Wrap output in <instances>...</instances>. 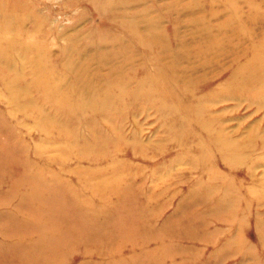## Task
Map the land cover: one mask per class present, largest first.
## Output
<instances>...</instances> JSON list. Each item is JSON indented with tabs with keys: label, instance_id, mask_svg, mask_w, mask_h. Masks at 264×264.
Here are the masks:
<instances>
[{
	"label": "rangeland",
	"instance_id": "obj_1",
	"mask_svg": "<svg viewBox=\"0 0 264 264\" xmlns=\"http://www.w3.org/2000/svg\"><path fill=\"white\" fill-rule=\"evenodd\" d=\"M19 1L20 0H12V2H9V0H0V7L3 6V2H8V4H10V10H13L12 5L18 8ZM227 1L229 0H201L198 2V7L201 8L202 5V8L206 9V11L200 13L201 11L195 9L194 14H185L178 8L183 5L179 3L181 0H29L30 4L33 6L31 8H23V5L21 3L19 4L21 11L25 9V13L29 17L28 19L24 18L25 20H22V14H20V16L16 14V16L8 17L3 14L2 11L0 12V45L6 47V50H3L4 54L0 52V156L3 158V156H5L4 152L10 153V160H7L5 163L3 160H0V221L3 222V224L0 222V264H43L41 262V258L43 257L41 253L37 255L33 263H28V258H25L23 253L20 252V247H16L15 242L19 237L18 229L22 221L32 222V220H34L41 222L49 218L47 214L42 212L44 209L48 208L42 205V203H46L45 205L49 203L54 207L62 202L60 198L55 199L52 194L48 193L49 189L47 188L36 189L32 193L30 187L28 189L27 185L21 188L12 187L13 179L17 173L14 169H11V165L16 168H23L28 164L33 166L34 169L39 167L38 169L41 170L39 171L41 173L40 179L42 180L45 178L47 180L45 184L48 186H52L56 184V182H65L63 179L69 181L65 182L66 185L64 187L66 190L59 189L58 195L61 194L72 198V192H70V186L68 185L70 182L72 185L82 188L83 195L86 196L88 193L92 192V183L94 182L93 180L90 181V179L97 180L99 178L98 181H102L104 184H106L105 181H109L108 183L110 184L119 182L117 179L118 175H116L117 173H107L104 169L107 168L109 164L115 165L116 162H119V164L125 163L126 167H123V173L121 172V174L135 179L138 187L142 189L141 192H147L146 195L153 194L156 198L152 201V206H158L156 212L160 217L156 220H159V218L164 219V217L171 213L179 214V217L183 218V213L186 211H193L194 218L191 219L193 221L205 208L200 204L195 205L192 209L186 206L181 207V209L179 208V210L176 208L178 200L180 196H182L181 194L185 193L187 188L190 187V182L186 183L185 181L189 179L192 180L198 173L197 171H191V165L183 161H177L171 166L172 169L169 171L163 167V165L171 161H168L170 158L185 154L181 148L184 137L182 138L183 134L180 131H172L173 133H170L171 131L167 129V124L162 122L163 118L158 113L155 103L145 104V102L149 101L148 98H144L145 94L141 95L143 97H140L145 102H141L142 100H140V98H133L132 95L126 91L128 96L121 101L122 104L117 105V107L114 106L112 109L103 106V100L101 99V93H103V91L100 85L105 81L107 73L110 72V64L104 66V60L106 58L102 51H105L106 54L107 51L111 52V55L114 56L110 60L111 65L114 64L113 68L117 67L116 72L111 77L112 79L114 78V82L119 83L130 77L132 78L130 81V89L132 90H136V82L141 81L146 75V72H148V74H155L158 68L168 67L162 61L160 62L159 59L157 60V57L169 60L172 59L169 58L170 55V57H176V60L179 59L176 62L178 67L177 71H180V67L182 68L186 65L201 66L202 62L210 63L206 65H204V63V68H201L195 77L205 74L209 78L215 79H211L210 82L201 79V85L194 87L195 89L193 88V90L199 93L201 92V95L207 97L205 104H207L208 111H210L209 113L212 117L219 115L218 120L216 119V127L220 129V131L222 130L221 132L225 135L224 137H232V140L230 139L229 141H231L232 144L236 142L234 144L235 146L242 147V145L248 144L247 147L245 146L243 149H248V151L252 149L250 161H248L251 164V171L246 173L245 168L240 167V169L236 171V175L241 176L242 180L246 179V181L250 176V180L253 183L264 185V143L259 141V146L258 141H256L259 134L264 138V99L259 96H253L251 93L247 92L244 94L235 93L233 90H229V85H227V81L230 77L232 80L231 85H233L234 79L232 78L235 77V75L233 76L234 71L241 66L248 54L254 50L253 47L255 45H260L264 48V0H234L236 4L235 8L238 12H236L237 15L234 14L232 18L233 21L229 28L224 26V23L229 24V22L226 21L228 20V15H226V12L223 10ZM232 3L233 2L229 3L230 6H232ZM213 4L214 6L211 7ZM209 9H214V11ZM232 9L235 11L233 7ZM98 11L100 13H98ZM191 16L194 18L201 17L202 20L209 21L216 27L220 26L222 31L220 34L214 33L211 36L203 35V37H209L211 40H221V45L217 43L219 45L217 47L216 43H213L214 45L205 42L197 43L202 39L200 33L204 31V26L201 23H198V25L196 24V27L189 24ZM38 17L39 19H37ZM147 19L152 20L157 29L162 31H149L146 26ZM9 20H11V22L8 25ZM122 23L131 26V30L122 26ZM173 23L177 31V34H175L176 39H171L170 36ZM241 26H244V28ZM232 30L236 33L239 31L238 34L240 35L249 33L251 38L249 35L243 36L244 39L240 47L236 45L238 44V40L233 39L231 36ZM131 31L141 35L142 38H146L144 43L146 45H149V41L159 40V36H165L167 42L174 45L177 43L178 45L176 47H168L169 53L163 52V54H161L159 51L160 53L158 55L157 49H160V46L155 45L152 49L144 47L135 41V38H133L135 36H131ZM216 32H218V30ZM114 33H121L131 41L128 43L132 46L131 49L135 51V60L132 64L123 66V63H125L123 61L124 57L118 56L120 51H117L118 48H120L119 45L114 46V42L109 38V36H115ZM14 39H17V41ZM173 40L176 41L173 42ZM180 42L186 43L184 50H182V46L179 45ZM102 44L103 46L105 45L104 48ZM32 45L36 46L34 47ZM231 47L232 50L237 49L232 53L229 51ZM100 48H103V50H100ZM114 50L116 52H114ZM202 51L204 52L202 53ZM40 52L44 55V59L39 61L41 66L38 65V62L33 61V65L36 64L37 66L36 69L29 65L32 60L30 59V55L35 57L40 54ZM183 52L188 58H181ZM115 54L118 57H115ZM261 54L263 55V61L254 65L256 69L264 65V50H262ZM249 56H251V54ZM113 59L116 60L113 61ZM120 60L122 62H120ZM49 65L52 66L51 71L47 69ZM43 67L48 70L46 72V77L50 83L51 90L55 89V82L59 81L57 87L58 91L63 94L66 93L67 97H72L71 100H73V102H71V104H73L75 108L77 104L87 103V101H91L90 99L93 97L92 100L94 101L92 102H94V106H92V102L88 106L85 105L88 107L85 108L88 112H82L78 108L75 110L69 109V106L63 109V107L59 108L58 104L53 102L54 95L52 93L46 98L42 96L38 97V94L35 93V91L37 92L35 82L37 81V77H39V72L37 73L36 70L40 69L43 71ZM68 67L70 70H68ZM230 67H232L231 71H229L230 69L226 70ZM12 68L19 70V72L22 71V73L20 72V77L22 76L21 79L26 81L24 83L30 86L31 91H34L33 93L39 100L38 104L40 102L38 107L42 112H45L46 115H50L51 112L49 111L55 109L56 111L51 113V115L56 114L58 117H61L62 120L64 119L65 122L67 121V123L70 122L74 124L75 132L78 134L88 132V127L97 126V129H105L104 131L112 135V129L116 127L120 129L118 130L119 135H123L124 138L127 137V141L124 140L120 142L115 140L114 143L118 144L114 147L113 145L108 146V157H106L105 160L97 161L93 160L97 154L93 156L83 154L80 147L73 145L72 138L70 139L73 146L70 147V142H67V140H69V130L64 131L62 134L63 138L61 136L51 139L49 136L45 137L44 133L39 129L40 123L37 124L29 118V116L32 117L34 115L28 116L27 112L23 111L21 107H12L9 101H12V97L14 98L15 95L5 90L7 87L6 82L9 79H4L2 77L10 74ZM136 71L137 73H135ZM33 73L36 74V77H34L35 75H33ZM93 74L95 76H91ZM75 76L77 77L75 78ZM180 76L182 77V75ZM87 77L93 78V80H90V85L89 82L86 84ZM166 79L169 80L168 77H164V79H162L163 82L158 80V83L164 86L167 82ZM3 80L5 81L3 82ZM253 80L264 83V76L261 75V71H258L257 75L253 77ZM83 84L89 86L88 89L90 90L85 89L88 92H81L84 89L83 87H85ZM259 86L260 84H257V91L258 88H260V94L264 95V87ZM148 87L149 85L144 88ZM47 88V85H43L39 90H48ZM74 88H76V90ZM71 90L72 92L74 90L76 91L73 92L74 94L72 96L70 95ZM143 92L148 93L149 91L145 90ZM80 93L82 95H80ZM128 97L130 98L128 99ZM135 102L139 103V105L133 106ZM43 105H47L48 107ZM56 108L59 109V114H57ZM253 135L256 136V138H251ZM65 138H67V140H65ZM237 139L238 141H236ZM137 140L140 141L139 144ZM132 145L133 148L136 149L135 152H133ZM158 145L163 147V149ZM158 148L161 150L160 152H162V154L158 153L152 155L153 152L156 153L159 151ZM70 149L72 153L77 152L75 154L79 153L80 156L72 157L69 153ZM67 150L68 152L66 153L65 151ZM81 154L85 157H81ZM212 154L214 156L213 158L217 160L223 159V157H219L220 153L217 154L216 150ZM247 160H249V158ZM78 168L85 169L87 170L86 172L103 171V173H99V175H96L94 178H88L90 183L83 185V181L79 182L75 175V171ZM137 168L139 171H137ZM64 176L67 178H64ZM48 179L51 180V182H49ZM89 185H91V187ZM167 186H169L165 189L167 192L162 190ZM262 187L264 190V186ZM25 193L32 197H37L32 200L27 199ZM234 193L238 196L236 192ZM48 196L52 197L48 198ZM92 203L91 205L89 202L85 207L92 210L97 209L95 205L100 204L98 199L92 201ZM110 205L106 206L111 208ZM61 206L63 207H61V210L67 209L69 211L59 214L56 220L51 219L52 222L54 221V225H58L59 230L57 234L50 237V242H45V255L51 256V259H53L52 256L55 257L57 254L62 255L64 253H69L67 254L65 264H117L121 259L131 258V255L135 253L133 249H135L136 242L141 245L138 246L139 251L151 250V255L157 258L158 256L161 257L158 250L159 247L154 245V241L150 242L148 246H145L144 244L147 245V243L143 241L142 235L140 237V233L134 234L130 231V226L127 223L122 226L123 229L126 228V233H121L118 236L119 238H117L120 240H118V243L122 244L117 250L114 249L115 247L113 245H111L113 247L110 246L109 248L110 244L103 242V240L89 241L87 236H82L81 242L79 243L78 239L77 244L71 247L70 243L65 240V238H67L65 233L70 229L71 224H62L61 222L66 218L64 220H59V218L61 216L69 218L72 211L80 213L83 210L75 203ZM240 212L241 211L238 210V213ZM244 214L245 216L243 215V219L241 220L244 226L240 228L243 234V250L235 247H239L240 245L227 241L229 239L233 241L234 237L239 232L240 225L238 223L234 225L235 222H223L219 220L221 218L217 219L216 212L212 210L207 214V220H205V225L201 228V234L216 231L217 234L215 238L208 241L203 237H196L193 239V232L199 233V227L196 224H189L187 227L190 228H185L184 234L192 232L193 235L190 237L192 239L188 238L189 240L186 239V241L174 239V241H176L175 243L177 245H190L191 247L197 248L196 250L197 252L200 251L199 253L202 251L203 256L201 255V258H196L197 255L195 254L194 260L188 261L189 264H215L213 261L215 254H221L219 256L220 258L218 260L216 259V261L222 262L221 264H264L263 235H261V237L257 235V231L253 224L254 222H257L259 225L264 223V196L256 201L249 202V205L245 207ZM209 216L216 217V219L214 220ZM186 221H190V219ZM144 222H147V220H139L140 224H144ZM231 225L233 226L232 228ZM176 226L179 230L177 224ZM228 230L232 231L233 235H231ZM8 234H10V236H8ZM184 234L183 236L185 237ZM32 235L37 236L36 234ZM78 236L79 234L76 237ZM102 237L106 236L104 235ZM225 243H230V247L232 248L228 249L229 251L223 248ZM68 245L71 247V251H68ZM151 245H153L152 248L149 247ZM85 247H87V249ZM96 247L98 249H96ZM239 248L242 249L241 246ZM215 251L217 253H215ZM223 257L224 259L221 261ZM173 259L176 260V257H173ZM170 261L171 258L167 261L165 258L161 260L162 264L172 263ZM53 262L54 261H52V264Z\"/></svg>",
	"mask_w": 264,
	"mask_h": 264
},
{
	"label": "bare ground",
	"instance_id": "obj_2",
	"mask_svg": "<svg viewBox=\"0 0 264 264\" xmlns=\"http://www.w3.org/2000/svg\"><path fill=\"white\" fill-rule=\"evenodd\" d=\"M95 1H98V0H95ZM199 1H201V0H181V2H179V3H182L183 5L181 7H178V8L181 11H183L185 14H188V13L194 14L195 9H198L199 11H201L200 13H202V11H206V9H203L202 5H201V8L198 7ZM9 2H12V0H9ZM231 2H233L232 6H230V4H229ZM20 3L23 5V8L33 7L30 4L29 0H20L18 3L19 9L16 6H13L11 4L13 7V10H10L11 9L10 4H8V2H3V6L0 7V12L2 11L3 14H5L8 17L16 16V14H18L20 16V14H22L23 15L22 20H25L26 18L28 19L29 17L25 13V9H24V11H21L20 6H19ZM213 6H214V4L211 7H213ZM235 6H236V4L234 3V0L233 1L232 0L227 1L226 6H224L223 10H224V12H226V15H228V18H227L228 20H226V21L229 22V24L224 23V26L226 28H229L231 22L233 21L232 18L234 16V14L237 15L236 12H238V11L236 10ZM232 7L235 9V11H233ZM209 10L214 11V9H209ZM98 13H100V12L98 11ZM30 18H32V17H30ZM34 18H35V16H34ZM20 19H21V17H20ZM37 19H39V17ZM44 20L46 22L45 18H44ZM189 21H190L189 24H191L195 27H196V24L198 25V23H201L204 26L203 27L204 31L201 33L199 32L201 34L200 37H202V39L200 41H198L197 43L205 42L207 44H212V45H214L213 43H216L217 47L219 46L218 44H220L221 40H211L209 37H203V35L211 36L214 33L220 34L222 32L220 26L216 27L211 22L202 20L201 17L194 18L191 16ZM10 22H11V20L8 21V25L10 24ZM22 23H24V22H22ZM146 23H147L146 26H147L149 31H151V32L152 31H159V32L162 31V30L157 29L156 25L154 24V22L152 20L147 19ZM236 24H237V22H236ZM122 26H125L126 28L131 30V26H128L127 24L122 23ZM244 26L243 27L241 26V27L244 28ZM175 29H176V26L173 23L172 31L170 33L171 39L172 38L176 39L175 34H177V31ZM217 30H218V32H216ZM229 33H230V31H229ZM238 33H239V31H238ZM238 33H236L235 31L232 30L231 36L233 37V39L238 40V44H236V45H239L241 47L244 37L246 35H249V37L251 38V35L249 33H246L245 35H240ZM114 34H115V36H109V38H111V41L114 42L113 43L114 46L119 45L120 48H118V47H114V48H118L117 51H120L118 53L119 54L118 56L124 57L123 61L125 63H123V66L132 64L135 60V54H134L135 51H134V49H131L132 46L128 43L131 41H129V39L126 38L121 33H114ZM131 36L132 37L135 36V37H133V38H135V41H137L138 43H140L141 45H143L144 47H146L148 49H152L153 46H155V45L160 46V49H157L158 55L160 52H161V54H163V52L169 53L168 47H176L178 45L177 43H175V45H174V44H171L170 42H167V38L165 36L164 37L159 36V40H156V41H154V40H152L151 42L149 41V45L144 44L146 38H142L141 35L133 32V31H131ZM231 36H229V37H231ZM14 40L17 41V39H14ZM174 41H176V40H173V42ZM179 45L182 46V50H184L186 47L185 42H180ZM32 46L35 47L36 45H32ZM102 46H103V44H102ZM104 46H103V48H104ZM259 46L260 45H255L253 47L254 50L251 51V53H250L251 56H249L250 54H248V56L244 59L241 66H239L234 71L233 76L235 75V77L232 76L233 77L232 79H234L233 85H231V81H232L231 77L228 79L227 85H229L228 86L229 90H233L235 93H241V94H244L245 92L251 93L253 96H259V97L264 99V95L260 94V92H259L260 88H258V91H257V84H260L259 87H264V83L263 82L262 83L257 82V81L253 80V77L257 75L258 71H261V75L264 76V65H262L261 68H257V69L254 67V65L256 63L263 61V55L261 53H262V50H264V48L262 46H260V47ZM103 48L102 49L100 48V50H103ZM236 49H234V50H236ZM3 50H6V47L3 45H0V52H3ZM7 50H8V48H7ZM115 50H114V52H116ZM234 50H232V47L229 49V51H231L232 53ZM102 52L104 53V57L107 59L106 60L104 58L106 60V61L104 60V66H106L107 64L108 65L110 64L109 65L110 72L107 73V75L105 77V81L100 85V87L103 91V93H101L102 94L101 99L103 100V106L112 109V108H114V106L117 107V105L122 104L121 101L124 98H127V96H128L126 94V91H128L132 95L133 98H140V97H143L141 95L145 94L144 98H148L149 99L148 102H145L140 98V100H142L141 102H145V104L155 103L156 108L158 109V113L163 118L162 122H164V124H167V129L171 131L170 133L180 131L183 134L182 138L184 137L183 142H182L183 144H182L181 148L183 149V152H185V154L170 158L168 161H170V160L171 161L169 163H166L165 165H163V167L166 170L168 169V171H169L170 169H172L171 166H173L177 161H183V162H187L189 165H191V171H194V172L197 171V173H198L195 178L194 177L192 178V180L189 179L188 181H185L186 183L190 182V185H189L190 187L187 188L185 193L181 194L182 196H180V199L178 200L176 208H177V210H179V208L181 209V207L186 206L187 208L192 209L197 204H200L205 208L202 210L201 214L198 215L193 221L191 220L192 218H194L193 211H186L185 213H183V216H184L183 218H180L179 214L171 213V214H168L166 217H164V219L159 218V220H156V219H158V217H160L159 215H157V212H156V208L158 206L157 205L152 206L153 205L152 201H154V199H156V198L154 197L153 194L146 195L147 192H141L142 189L140 187H138V184L136 183L135 179H131V178L127 177V175L121 174V172L123 171V167H126V164L121 163V162H120L121 164H119V162H116L115 165L109 164L107 168H105V169L103 168L104 171L107 173H117L116 175H118L117 179L119 182H115L114 184H110V183H108L109 181H105L106 184H104L102 181H98L99 178L97 180L90 179V181L93 180V182H94V183H92V186H93L91 189L92 192L88 193L86 196L83 195L82 188H80L79 186L78 187L74 186L70 182V184H68V185L70 186V192H72V198H69L67 196H63L61 194L58 195L59 189L66 190V188L64 187L66 185L65 182H69V181L63 179L65 182H56V184H54L52 186H48L47 184H45L47 181L45 178L42 180L40 179L41 173L39 171H41V170L38 169L39 167L34 169L33 166L28 164V165H25L23 168L22 167L16 168L13 165H11V169H14V171L17 173V175H15V177L13 179V186L12 187H14V188L20 187L21 188L22 186L27 185L28 189L30 187L32 193L36 189H41V188L46 189L47 188V189H49L48 193L52 194V196H54L55 199L60 198L62 200V202L58 203L54 207H52L49 203H47V205H45L46 203L45 204L42 203V205L48 207V208L44 209L42 212L47 214L50 219L46 218L44 221H41V222H37V221L32 220V222L22 221L20 223V227L18 229L19 237H18L17 241L15 242L16 247L17 246L20 247L19 250H20V252L23 253L25 258H28V263H33L36 260L37 255H39V253H41L43 256L41 258V262L43 264H52V261H54L53 264H65V261L67 259V254H69V253H64L62 255L57 254V255H55V257L52 256L53 259H51L50 258L51 256L45 255V253H46V247H45L46 243L45 242H50L51 241L50 237L57 234L58 230H59L58 225H54L53 224L54 221L52 222V220H56L59 214L66 212V211H69L67 209L61 210V207H62L61 205L67 206V204L71 205V204L75 203V204H77L78 207H80V209L83 210L82 212L76 213V212L72 211L71 215H69L70 216L69 218L66 216H61L59 218V220H62V219L64 220L66 218L63 222H61L62 224H71L70 229L65 233V235H67V238H65V240H67L70 243L71 247H72V245L74 246L77 244L78 239H79V243H80L82 240L81 238H83L82 236H85V237L87 236V239L89 241L103 240V242L110 244L109 248L111 245H113L115 247L114 249L117 250L122 246V244L118 243V240H119V239H117V238H119L118 236L121 233H126V228L123 229V227H122L123 224L125 225V223L129 224L130 231H132L134 234L140 233V237L142 235L143 241L147 243V245L144 244L145 246H148V244H150V242L154 241L153 242V243H155L154 245L159 247L158 250H159L161 257L158 256V258H157V257L151 255V250L139 251L138 246H141V245L136 242L135 249H133L131 246L133 251H135V253H134L135 255L132 254L130 259H121L117 262V264H162L161 260L163 258H165L166 261L171 258L170 262H172V263H170V264H189L188 261H191V260L193 261L195 254L197 255V256L195 255L196 258H198V257L201 258V255L203 256L202 251H201V253H199L200 251L198 250L199 252H197V250H196L197 248L191 247L188 244H187L188 246L182 245V244L177 245L175 243L176 241H174V239H180L179 241H182V240L186 241V239L192 237L193 233H194V235L192 237L193 239H195L196 237H203L206 241H208L210 239L215 238L216 234H217L216 231H213L212 233H206V234L202 233L201 234V231H202L201 228L203 225H205V220H207V214L210 210L216 212L217 219L221 218L219 220H222L223 222H230V223L235 222L234 225L236 223H238L240 225L239 232L234 237L233 241H232V239H229L227 241L230 243H236V244L240 245L242 247V249L239 248L240 246L239 247L235 246V247H237V249L243 250V248H244L243 243H242V235L243 234L241 233L240 228L244 226L243 222L241 221L243 219V215L245 216L244 210H245L246 205L247 206L249 205V202L256 201L260 197L264 196V190L262 187L264 185L260 184V185H262V186H260V185L253 183L250 180V176L248 177V179L246 181V179L242 180L241 176L236 175V171H238L240 169V167H244L246 173L251 171V164L248 161H250L252 149H251V151L250 150L248 151V149H246V150L243 149L245 146L247 147L248 144L247 145L240 144V145H242V147L241 146L240 147L235 146L234 145L236 143L235 141H234L235 142L234 144H232L231 141H229L232 137L231 138H225L224 137L225 135L221 132L222 130L220 131V129H218L216 127V123H217L219 115L212 117V115L209 113L210 111H208L207 104H205L207 101V97H204L203 95H201V92L199 93V92H196L193 90L194 87L201 85V82H200L201 79H203L205 81H209V82L211 81V79H213V80L215 79V78H209L205 74H203L202 76H199V77H195L199 73V70L201 68H204L203 67L204 63H205L204 65L210 64V63L202 62L201 66L200 65H198V66L186 65L185 67H182V68L180 67V71H177L178 67H177L176 62L179 60L178 58H177L178 60H176V57H170V55H169V58H172V59H169V60H167L166 58L163 59V58L157 57V60L159 59L160 62L162 61L168 67L158 68L156 70L155 74H148V72H146V70H145L146 75L142 78L141 81L136 82L137 83L136 90H132V89H130V83H131L130 81L132 80V78H130V77L128 79H124L123 81H120L119 83L114 82V78L112 79L111 77L116 72L117 67L113 68L114 64L111 65V62H110V60L114 56L111 55V52L107 51V54L105 51H102ZM193 52H194V50H193ZM203 52L204 51H202V53ZM3 54H4V52H3ZM20 55H21V53H20ZM118 56L115 54V57H118ZM30 57L29 58L32 60H31V63H29V65L33 66L36 69H37V66H36V64L33 65V61L38 62V65H40L39 61L44 59V55L41 52H40V54L36 55L35 57H33L31 55H30ZM181 58L184 59V58H188V57L183 52L181 55ZM115 60L113 59V61H115ZM166 60H167V62H166ZM241 60H243V59H241ZM27 61H29V60H27ZM120 62H122V61L120 60ZM79 63H80V61H79ZM113 63H115V62H113ZM14 64H15V62H14ZM51 67L52 66L49 65L47 67V69H50V71H51L52 70ZM47 69H45L43 67V71H41L40 69L36 70L37 73L39 72V77H37V81L35 82V87L37 90V92L35 91V93L38 94V97L42 96V97L46 98L50 95V93H52L54 95V101L53 102L57 103L59 108L63 107V109H64V108H67L69 106V109L75 110L78 108L82 112L83 111L86 112L87 109L85 110V108L92 101H94V100H92L94 97L92 99H90L91 101H87V99H86L87 103L84 102L82 104H77V106L75 108V106L73 104H71V102H73V100H71L72 97H67L66 93L63 94V93L58 91L57 87L59 85L58 84L59 81L55 82V89L51 90L50 83L46 77V72L48 71ZM231 69H232V67L227 68L226 70L231 71ZM68 70H70L69 67H68ZM20 72L22 73V71H20ZM20 72H19V70H15L12 68L10 74L7 73L8 74L7 76L2 77L4 79H9L6 82L7 87L5 88V90L7 92L15 95L14 98L12 97V101L11 100H9V101H10L12 107H15V108L21 107L23 111L27 112L28 116L34 115L32 117L29 116V118H31L37 124L40 123L39 129L44 133L45 137L49 136L51 139L53 137L56 138L58 136H61L63 138L62 134L64 133V131L69 130V140H67L68 137L65 138V140H67V142L68 141L70 142V147L73 145L76 147H80L83 151V154H86V155L93 156V155L97 154V156H95V159H93V160H97V161L105 160L106 157H108L107 156L108 155V152H107L108 146L113 145V147H114L118 144V143L117 144L114 143L115 140H118L120 142L124 141V140L127 141L126 140L127 137L124 138L123 135L122 136L119 135L118 130H120V129L116 128V127H114L112 129V135H110L106 131H104L105 129L104 130L97 129V126H93V127L91 126V128L88 127V132H86L88 134H86V133L78 134L75 132L74 124H72L70 122L67 123V121L65 122L64 119H63L64 120L63 121L61 119V117H58L56 114L51 115V113H54L56 111L55 109L54 110L49 109L50 110L49 112H51V113H50V115L47 114L48 115L47 116L45 114V112H42V110L38 107V105L40 104V102L38 104V101H39L37 99L38 97H36V95L33 93L34 91L30 90L29 85H25L24 82H26V81H23V79H21L22 76L20 77ZM135 73H137V71ZM33 75H35L34 77H36V74L33 73ZM180 75H182V77ZM91 76H95V75L93 74ZM76 77L77 76H75V78ZM164 77H168L169 80L166 79L167 80V82L165 81L166 84L163 83L164 86H161L158 83V80L162 81V79H164ZM206 79H209V80H206ZM90 80H93V78L87 77L86 84L89 82V85H90L91 84ZM4 81L5 80H3V82ZM86 84H83V85H85V87H83L84 89L81 92H83V91L88 92L87 90H85V89H88V87H89L88 85L86 86ZM43 85L44 86L47 85L48 90H39V88ZM148 85H149L148 88H144V87H147ZM210 86H213V85H210ZM74 89L76 90V88H74ZM75 90L73 92H76ZM88 90H90V89H88ZM145 90H148L149 92L144 93L143 91H145ZM73 92L71 90V93H70L71 96L74 94ZM80 95H82V94L80 93ZM152 96H154V97H152ZM129 98L130 97H128V99ZM51 99H52V97H51ZM83 99H84V97H83ZM79 101H81V100H79ZM96 101H97V99H96ZM214 101H215V99H214ZM74 102H75V100H74ZM43 103H45V102H43ZM43 103H41V104H43ZM85 105H87V106H85ZM134 105H139V103L135 102L133 104V106ZM43 106H45V105H43ZM92 106H94V102H92ZM122 107H123V105H122ZM56 109H57V114H59L58 113L59 109L58 108H56ZM101 112H100V114H101ZM60 113H61V111H60ZM79 114H80V112H79ZM63 115H65V114H63ZM164 117H167V118H164ZM81 124H82V121H81ZM80 127H81V125H80ZM113 133H115V134H113ZM251 134H253V133H251ZM253 137L256 138V136H254V135L251 136V138H253ZM70 138H72L73 145L71 143ZM89 139H91V140H89ZM236 141H238V139ZM256 141H258V145L260 146L259 141L264 143V138L262 136H260V134H259V136H257ZM139 142L140 141H138L137 143L139 144ZM158 142H160V141H158ZM135 143H136V141H135ZM250 144H251V142H250ZM158 146H156V147H158ZM132 148H133V145H132ZM160 148L163 149V147H160ZM154 150H155V148H154ZM158 150H159V148H158ZM215 150H216L217 154L220 153V156H219L220 158L223 157L222 160H217V159L213 158L214 156L212 153ZM135 151H136V149L133 148V152H135ZM160 151L161 150L157 151L156 153L153 152L152 155L158 154V153L162 154V152H160ZM65 152L67 153L68 150ZM69 153L72 157L73 156H80L79 153L75 154L77 152L72 153L71 149H70ZM222 153H224V154H222ZM4 154L6 157L3 156V158H2V156H0V160H3L5 163V162H7V160H10V158H9L10 153L4 152ZM72 154H74V155H72ZM83 154H81V157H85V156H83ZM38 156H40V155H38ZM248 158H249V160H247ZM222 166H223V168H222ZM21 169H22V171H21ZM86 171L87 170L81 169V168H78L75 171V175L77 176L78 181L79 182L83 181V185L90 183L88 178H94L96 175H99V173H101V174L103 173V171H96V172H86ZM137 171H139L138 168H137ZM64 178H67V177L64 176ZM48 181L51 182V180H49V179H48ZM131 181H133V182H131ZM89 186L91 187V185H89ZM168 187L169 186L164 187L162 190H165ZM84 192H85V190H84ZM234 192H236L238 194V196ZM137 193H138V196H137ZM25 195H26L25 197L27 199H31V200L37 197V196L32 197L31 195L26 194V193H25ZM49 196H48V198L52 197V196L51 197H49ZM96 199H98L100 202V204H98V205L94 204L95 206H97V209L91 210V209H87L85 207V205L88 204L89 202L92 205L93 204L92 201H94ZM38 201H40V200H38ZM113 201H115V202H113ZM106 205H108V206L110 205L111 208H108V206H106ZM238 210H240L241 212L238 213ZM209 217L213 218L214 220L216 219V217L215 218L211 217V216H209ZM140 219L142 221L147 220V222H144L145 225L139 223ZM187 219H190V221H186ZM1 224H3V222H1ZM176 224L178 225L179 230H178ZM189 224L198 225V227H199L198 232L199 233H195V232L189 233L188 232V233L184 234V229L190 228V227H187V226H189ZM253 224H254L255 230L257 231V235L259 237H261V235H263V239H264V223L259 225L257 222L256 223L254 222ZM232 227L233 226L231 225V228ZM182 231H183V233H182ZM228 232L231 235H233L232 231L228 230ZM102 233H103V235H102ZM32 234H36L37 236H35V235L33 236ZM78 234H79V236L76 237ZM183 234L185 235L186 238L183 236ZM104 235L106 237H102ZM8 236H10V234H8ZM192 238H190V239H192ZM89 241H88V243H89ZM230 243H225L223 248H225V250L227 249V251H229L228 249L232 248V247H230ZM132 245H134V244H132ZM113 246H111V247H113ZM152 246L153 245H151L149 247L152 248ZM71 247L69 246L68 251H71L70 250ZM233 247H234V245H233ZM85 248L87 249V247H85ZM100 248H102V247H100ZM223 248H221V249H223ZM96 249H98V248L96 247ZM28 250H31L32 252L28 251ZM65 251H66V249H65ZM77 251H78V249H77ZM93 251H94V249H93ZM101 251H102V249H101ZM103 252H104V250H103ZM103 252H102V254H103ZM215 253H217V252L215 251ZM220 255L221 254H215L214 255L215 258L213 259V261L215 264H221L222 263V262L216 261V259L218 260L220 258L219 257ZM100 257H102V256H100ZM173 257H176V260H174ZM223 259H224V257L221 258V261ZM109 262H110V260H109ZM223 262H225V261H223ZM194 263H196V262H194ZM83 264H87V263H83ZM108 264H113V263H108Z\"/></svg>",
	"mask_w": 264,
	"mask_h": 264
}]
</instances>
